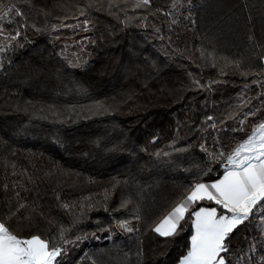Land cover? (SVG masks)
Wrapping results in <instances>:
<instances>
[{
	"label": "trees",
	"instance_id": "16d2710c",
	"mask_svg": "<svg viewBox=\"0 0 264 264\" xmlns=\"http://www.w3.org/2000/svg\"><path fill=\"white\" fill-rule=\"evenodd\" d=\"M135 4L0 0L13 8L0 20V220L57 240V264H178L191 212L223 210L197 202L174 237L151 226L196 183L222 177L264 120V0ZM121 221L138 231L79 242ZM226 243L228 264H264V210Z\"/></svg>",
	"mask_w": 264,
	"mask_h": 264
},
{
	"label": "snow or ice",
	"instance_id": "6c2138e0",
	"mask_svg": "<svg viewBox=\"0 0 264 264\" xmlns=\"http://www.w3.org/2000/svg\"><path fill=\"white\" fill-rule=\"evenodd\" d=\"M149 4L150 0H136L135 7L143 8ZM12 11L13 8L0 10V20L7 18ZM15 12L18 16L23 15L19 10ZM87 30L85 22L84 31ZM2 31L3 28L0 27V32ZM19 35L20 32L17 31L8 39L15 41ZM6 47L0 46V52L5 51ZM68 63L70 67L82 68L87 61L81 63L79 60H69ZM2 69L3 62L0 61V70ZM250 115L255 116L256 113ZM208 119L212 120V117ZM212 127L215 128L216 125L213 124ZM199 201L214 202L223 211L218 213L216 207H199L191 212L189 218L194 234L191 235L189 249L179 259V264H228L222 255L229 251L226 240L237 226L249 220L254 210H264V120L254 125L246 139L227 155L222 178L210 184L196 183L154 222L151 231L164 238L178 235L182 229L181 222L185 221L190 208ZM128 203L130 201L122 202L121 207H126ZM20 207L23 208L24 205ZM63 207L67 209L69 206L65 204ZM119 227L125 233L138 231L128 221L119 222ZM65 231L63 228L60 230L59 241L67 243L64 239ZM62 251L57 240L42 238L38 234L22 237L0 220V264H57V257Z\"/></svg>",
	"mask_w": 264,
	"mask_h": 264
},
{
	"label": "rangeland",
	"instance_id": "374dc122",
	"mask_svg": "<svg viewBox=\"0 0 264 264\" xmlns=\"http://www.w3.org/2000/svg\"><path fill=\"white\" fill-rule=\"evenodd\" d=\"M130 226L133 227V223L129 222ZM125 233L120 227L119 224L115 225L113 228L105 230V231H100V232H93L91 234H88L86 236H83L79 239V242L83 245L89 244L92 242H99L104 239H111L115 236H118L120 234ZM194 234V230H193ZM179 264V263H178Z\"/></svg>",
	"mask_w": 264,
	"mask_h": 264
},
{
	"label": "crops",
	"instance_id": "0c3cea01",
	"mask_svg": "<svg viewBox=\"0 0 264 264\" xmlns=\"http://www.w3.org/2000/svg\"><path fill=\"white\" fill-rule=\"evenodd\" d=\"M220 178H222V177H220ZM220 178H218V179H220ZM218 179H216L215 181H217ZM215 181H214V182H215ZM212 183H213V182H212ZM217 210H218V209H217ZM218 213H219V210H218Z\"/></svg>",
	"mask_w": 264,
	"mask_h": 264
}]
</instances>
